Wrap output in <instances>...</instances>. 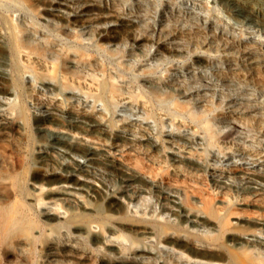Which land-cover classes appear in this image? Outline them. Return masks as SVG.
I'll return each instance as SVG.
<instances>
[{"label":"rangeland","instance_id":"rangeland-1","mask_svg":"<svg viewBox=\"0 0 264 264\" xmlns=\"http://www.w3.org/2000/svg\"><path fill=\"white\" fill-rule=\"evenodd\" d=\"M72 1L74 7L89 2L97 20L109 13L118 21L130 18L134 23L114 28L101 37L98 26L84 31L75 28L74 33L67 35L61 29L62 20L51 23L40 20V60L17 52L9 58L16 67L30 70L36 66L35 71L43 76L56 74L64 87L81 93L89 102L84 105L67 98L60 90H42L34 84H26L17 75L0 84L4 89L13 87L18 91L13 107L16 115L19 113L18 119L25 117L24 130L12 128L15 131L10 138L0 136V165H13L11 152L19 146L25 164L14 168L13 173L21 175L27 166H33L36 143L45 144L57 135L79 160L90 151L98 154L101 147L108 150L109 140L105 133H89L78 127L64 129L53 120L47 123L40 137L29 117L31 111L47 105L50 109L61 106L72 111L92 112L94 122L108 123L109 129L117 127L130 137L145 132L146 122L153 127L148 133L159 140L158 150H147L136 141L114 146L108 151L111 164L87 176L91 183H99L105 190L112 191L122 187V171L129 173L135 181L128 187V196L134 199L139 215L154 216L157 210L168 206L166 200L150 189L139 193L140 182L145 179L173 190L181 187L190 194L197 189L207 196L215 195L222 206L234 201L246 202V195L208 186L210 176L205 171H194L170 161L166 155L170 145L164 137L165 129H170L171 125L198 137L197 145L178 139L171 142L178 153L203 162L209 161L213 154L211 163L223 170L225 179L237 180L233 177L235 172L247 166L264 173V30L249 23L256 17L244 14L242 1L245 0L215 3L211 0ZM11 2L28 11V22L36 21L29 13L30 0ZM261 2L264 7V0ZM263 10L258 15L259 21H264ZM239 14L246 18H238ZM12 22L15 21L6 24V29L15 37V23ZM114 23L110 20L106 26ZM136 39L143 43L138 45ZM72 53L80 66L72 68L73 74L65 73L61 57L69 59ZM118 108L123 111L117 113ZM63 130L72 133L70 138L85 140L93 148L76 142L71 144L70 138L56 134ZM224 154L227 161H224ZM55 160L48 158L49 163L44 167L61 171L55 164L61 159ZM36 170L34 179L25 173L22 179L15 178L0 185V264H85L66 248L69 244L78 248L92 247L83 239L72 241L65 223L56 224L52 233L46 231L48 235L44 237L52 246L51 257L42 246L43 236L40 239L30 237L27 243L8 234L12 224L18 226L23 220L35 228L29 235H35V230L41 227L39 210L29 207L24 197L34 192L35 199L39 200L40 189L46 186L42 179L44 168ZM93 195L84 199L99 207L100 197ZM75 201L60 200L48 206L67 208L76 217L81 210ZM248 202L264 206V194L252 195ZM94 250L100 251L99 248Z\"/></svg>","mask_w":264,"mask_h":264},{"label":"bare ground","instance_id":"bare-ground-1","mask_svg":"<svg viewBox=\"0 0 264 264\" xmlns=\"http://www.w3.org/2000/svg\"><path fill=\"white\" fill-rule=\"evenodd\" d=\"M11 1L13 0H0V84L3 85V82L11 80L17 75L26 84H34L49 92L60 90L62 94H66L67 98H74L84 105H88V98L83 97L77 91L64 87L57 79L56 74L43 76L39 71H35L36 66L35 69L30 70L21 66L16 67L9 56L17 52L40 60V20H44L46 23L57 19L62 20L61 29L67 32V35L74 33L75 28L84 31L92 26H98L101 37H104L105 32L120 26L131 25L134 21L130 18H120L118 21L116 16L109 13L100 16L97 20L93 16L92 5L89 2L74 7L72 0H30L29 13L33 14L36 21L28 22V11L26 12ZM211 1L215 3L218 0ZM242 3L244 14H251L257 18L249 20V23L261 26V29L264 30V21L258 20V15L264 8L261 0L253 2L245 0ZM237 17L246 18L243 14H239ZM110 20L116 23L106 26ZM11 21H15L12 22L15 23V37H12V34L6 29V24ZM136 43L141 45L143 42L136 39ZM50 46L53 47L52 44ZM68 58L61 57V66H65V71H67L65 73L73 74L72 68L75 65H80H77L75 54L72 56L69 54ZM17 92L13 87L4 89L3 86H0L1 137L10 138L15 128L20 131L24 130L25 121L23 119L25 117L18 119L19 113L16 115L13 107ZM57 100L59 99L57 98ZM49 107L47 105L35 108L29 114L39 134L42 133L47 123H51L53 120L55 121L53 123L64 129L74 130L78 127L89 133H105L106 139L109 140L108 150L101 147L98 154L95 153L96 151H90L82 155V160H79L78 155L69 152L65 142L57 135L46 141L45 144L36 143L33 166H27L23 170L24 173L21 172V175L18 176L13 173V169L23 167L25 160L21 148L16 146V151L11 152L14 157L13 165L8 167L0 165V185L13 181L15 178H24L25 173L29 174L30 179H34L35 172H38L35 169L44 168L42 179L45 180L46 186L40 189L39 200L35 199L34 192L24 196L25 201L28 202L25 203L29 207L39 210L40 229L35 230V235H29L35 228L32 229L33 226L29 221L23 220L21 227L22 224L18 226H15V223L12 224L9 232L7 231L8 234L10 233V237L28 243L30 237L40 239V236H43L42 246L47 251V256L51 257L53 256V253L50 252L52 246L47 237H44L48 235L46 231L52 233L56 224L65 223L72 241L83 239L92 247L78 248L69 244V247L66 248L74 252L73 257H78L85 264H264V206L252 205L248 202V197L264 194V173L259 169L248 166L240 168L233 176L237 180L225 179L223 170L216 168L211 163L214 158L213 154H210L209 161L203 162L200 159L178 153L172 145V140L178 139L185 144L195 145L199 144V140L198 137L183 133V130L175 129L171 125V128L165 129L164 132V137L170 145L166 150L170 161L181 163L184 167L194 171H205L210 176L208 186L233 190L235 193L246 195L247 201L244 203L234 201L230 205L222 206L218 204V199H215L218 197L215 195L207 196L197 189H193V194H190L182 191L181 187L173 190L160 183L145 179L140 182L139 193L150 189V191L156 192L160 199L166 200L168 206L157 210L154 216L139 215L134 199L128 196V187L135 181L129 173L122 171L120 179L122 187L112 191L105 190V187L99 183H91L87 180V176L91 175L94 170H98L99 167H107L111 164L108 151L114 146L128 145L130 142L136 141L147 150H158L160 148L159 140L148 133L153 130V127L146 122L145 132L139 136L130 137L117 127L109 129L108 123L94 122L92 112L72 111L61 106H55L52 109ZM122 109L118 108L117 113L123 111ZM130 115L132 114L130 113ZM56 134L65 135L68 139L72 135L66 130ZM40 137H42L41 134ZM72 142L93 148L85 140L80 141L76 137L70 138L69 143L72 144ZM96 148L97 146H95ZM226 156V154L223 155L224 161L228 160ZM50 157L56 160L61 159L58 163L55 162L61 171L44 167L49 163L48 158ZM54 176L55 180H53ZM93 193L100 197L99 207L93 206L84 199L85 196L90 197ZM72 199L77 201L75 202L81 210L76 217L67 208L56 209L48 206L56 201L66 202ZM133 207L136 210H132ZM98 248L100 251L95 252L94 249Z\"/></svg>","mask_w":264,"mask_h":264}]
</instances>
